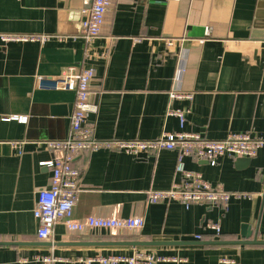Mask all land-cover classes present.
Listing matches in <instances>:
<instances>
[{
	"label": "crops",
	"instance_id": "obj_1",
	"mask_svg": "<svg viewBox=\"0 0 264 264\" xmlns=\"http://www.w3.org/2000/svg\"><path fill=\"white\" fill-rule=\"evenodd\" d=\"M88 8L85 0H0V35L62 36L44 44L0 38V264H44L50 254L61 259L54 264H86L81 259L139 250L153 254V264H223V258L264 264V244L230 242L264 240V148L249 163L185 158L212 186L247 195L233 197L226 210L148 202L149 189L179 180L177 150L139 158L113 149L79 155L75 218L138 215L144 227L75 233L59 223L50 240L38 237L34 209L52 177L42 163L57 154L47 142L68 136L76 98L40 87L38 76H57L70 65L94 69L98 110L89 122L99 139L151 140L183 131L215 140L264 136V0H110L102 34L91 44L79 36ZM173 91L192 98L172 99ZM170 108L189 111L183 126ZM244 225L249 238L242 237ZM136 240L157 244H78Z\"/></svg>",
	"mask_w": 264,
	"mask_h": 264
},
{
	"label": "built area",
	"instance_id": "obj_2",
	"mask_svg": "<svg viewBox=\"0 0 264 264\" xmlns=\"http://www.w3.org/2000/svg\"><path fill=\"white\" fill-rule=\"evenodd\" d=\"M89 5L87 17L82 21L81 36L86 43L91 44L102 34L109 10L110 0H85ZM60 35L48 34H20L3 33L0 38L3 42L38 41L47 43ZM95 71L92 67L70 65L65 67L57 76H38V84L42 88L51 90L72 91L75 94V107L71 115V127L68 136L63 140L48 141L47 144L57 154L42 164L52 170L49 187L38 193L34 216L39 221L37 235L40 239L50 240L54 235L57 224L62 223L75 233H84L92 229L139 230L144 227L145 220L138 215L127 218L87 216L77 219L74 216L75 208L81 192V172L74 166V159L85 153L100 149H113L142 157L148 153H158L162 150H177L178 160L175 169L179 180L172 187L165 190L149 189L147 198L149 203L179 201L185 206L203 203L218 206L226 210L233 197L247 196L244 193H234L214 187L202 173L189 170L185 158L195 157L207 160L216 165L220 158H254L260 149L264 148V136L255 137L249 133L231 134L225 139L215 140L193 132H164L151 140L143 139H99L95 136L89 116L97 112L98 105L92 98V81ZM172 99L192 98V94L183 91L170 93ZM188 110L172 109L168 114L176 115L183 126ZM18 118V117H17ZM21 121L26 118L20 117ZM13 145L21 147L20 142ZM60 153V154H58ZM217 235L221 234L220 224H210ZM198 239L201 235L197 236ZM61 260L54 254L42 257L44 264H54ZM156 257L145 251H135L132 255L111 253L81 259L86 264L99 262L102 264H153ZM223 264H234V261L223 258Z\"/></svg>",
	"mask_w": 264,
	"mask_h": 264
},
{
	"label": "water",
	"instance_id": "obj_3",
	"mask_svg": "<svg viewBox=\"0 0 264 264\" xmlns=\"http://www.w3.org/2000/svg\"><path fill=\"white\" fill-rule=\"evenodd\" d=\"M252 158H238L239 162L241 163H249L251 162ZM252 235V232L250 231L249 227L247 225H244L242 227V237L244 238H249ZM221 242V241H217ZM231 243H236V244H264V240H259L257 238V235L254 236L253 239L251 240H240V241H230ZM78 244H83V245H105V246H110V245H132V246H146V245H155L157 243H153L151 241H106V242H80Z\"/></svg>",
	"mask_w": 264,
	"mask_h": 264
}]
</instances>
